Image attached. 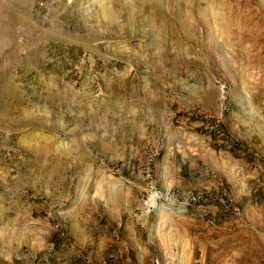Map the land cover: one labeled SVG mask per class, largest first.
<instances>
[{
    "label": "rangeland",
    "instance_id": "374dc122",
    "mask_svg": "<svg viewBox=\"0 0 264 264\" xmlns=\"http://www.w3.org/2000/svg\"><path fill=\"white\" fill-rule=\"evenodd\" d=\"M0 264H264V0H0Z\"/></svg>",
    "mask_w": 264,
    "mask_h": 264
},
{
    "label": "bare ground",
    "instance_id": "6f19581e",
    "mask_svg": "<svg viewBox=\"0 0 264 264\" xmlns=\"http://www.w3.org/2000/svg\"><path fill=\"white\" fill-rule=\"evenodd\" d=\"M179 4V3H178ZM179 27V26H178ZM183 30V29H182ZM154 201L152 200L151 203H153Z\"/></svg>",
    "mask_w": 264,
    "mask_h": 264
}]
</instances>
